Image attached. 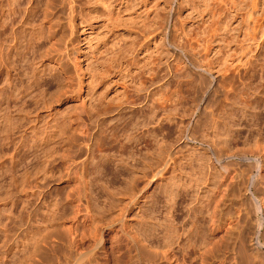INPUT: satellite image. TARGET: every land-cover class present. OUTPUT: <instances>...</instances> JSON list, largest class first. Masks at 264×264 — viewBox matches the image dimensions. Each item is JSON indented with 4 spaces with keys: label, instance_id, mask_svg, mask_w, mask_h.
I'll return each instance as SVG.
<instances>
[{
    "label": "rangeland",
    "instance_id": "rangeland-1",
    "mask_svg": "<svg viewBox=\"0 0 264 264\" xmlns=\"http://www.w3.org/2000/svg\"><path fill=\"white\" fill-rule=\"evenodd\" d=\"M2 1L1 22L9 14ZM17 1L11 7L21 8L20 20L9 30L17 34L27 26L30 42L24 33L18 38L19 56L16 48L10 53V63L18 64L8 77L0 75V89L8 85L18 105L25 89L28 143L26 151L19 138L12 146L4 140V113H12V122L19 115L18 105L9 112L1 101L0 264H178L163 257L165 243L179 259L185 256L184 264L264 259V210L254 207L264 203V165H258L264 155V0H74L72 28L66 0H58L55 32L51 0H20V7ZM33 26L46 36L43 46L29 40ZM7 30L0 36L4 51L16 43ZM38 49L59 63L38 59ZM27 58L36 59L34 75L23 68ZM198 114L206 119L198 140H189ZM80 127L88 128V138ZM115 131L123 134L124 149L113 141ZM105 139L110 148L100 145ZM213 151L229 153L228 159L222 153L228 165L214 161ZM142 161L160 167L151 165V175ZM136 165L147 166L148 178ZM21 167L28 172L22 194L16 185ZM214 197L219 219L211 226ZM23 206L27 216L18 221Z\"/></svg>",
    "mask_w": 264,
    "mask_h": 264
},
{
    "label": "bare ground",
    "instance_id": "bare-ground-1",
    "mask_svg": "<svg viewBox=\"0 0 264 264\" xmlns=\"http://www.w3.org/2000/svg\"><path fill=\"white\" fill-rule=\"evenodd\" d=\"M3 1H4V0H3ZM3 1H2V2H3ZM14 1H15V0H11V1H10V0H6V2H7V3H6V6H9V8H7V11H8V9H9V12H8L9 14H8V15H4V17H5L4 20L2 19V22L0 21V22H1V23H0V28H2L1 31H0V36H2V37H5V36H3V35L6 34V33L4 34V32H6L7 28H8L7 31H10L9 28H14L15 24L17 23V21L20 20L17 16H19L18 13H19V11L21 10V8H20V10H19L18 8L15 9V7H17V3H16V6L14 5V9L11 7V6H12L11 4H14V3H15ZM19 1H20V0H19ZM19 1H17V2H19ZM57 1H58V0H51V3H53L54 5L51 6V5H50L51 3H50V4H49L50 6H48V7H49L48 11H49V16H50V22H51V24L53 25L54 32L56 31V27H57V25H58V9H57V7L55 6L56 3H57ZM20 3H21V2H19V4H18L19 6H18V7H20V5L22 4V3H21V4H20ZM7 4H8V5H7ZM0 5H2V4H0ZM66 5H67L66 22H67V25H68L69 27L72 28V27H73V24H72V18H73V11H74V0H66ZM3 7H4V6H3ZM3 7H2V8H3ZM0 8H1V7H0ZM17 9H18V10H17ZM23 10H24V9H23ZM0 12H1V11H0ZM27 13H28V12H27ZM17 14H18V15H17ZM26 18H29V17L26 16ZM18 19H19V20H18ZM24 20H25V19H24ZM25 21H26V20H25ZM25 21H23V22H25ZM20 23H21V22H20ZM21 26H22V28H23L24 24L21 25ZM59 26H60V23H59ZM18 27H20V26H18ZM26 27H27V26H26ZM26 27H24L23 29L19 28V29H21V31L19 30L20 32L17 33V34L15 33V30H14V32H11V31H10V32H11V33H10V34H11V37H10V38L13 39V37H14V38L16 39V43H15L13 46H11V45L9 46V45H8V48H6L7 46L5 45L6 47L4 46V47H5L4 49H5L6 52H5V51L3 50V48H2V46H3L2 44L6 43V42H4L5 40H4V41L2 40V41L4 42V43H2V41L0 40V75H1L3 72H5V73H4L5 76H6V73H7V77H8L9 73L11 72V70H12V68H13V65H14V64H18L17 61H15V60H13V61L10 63V61L12 60V59H10V53H11V50H12V49H15V48H16V53H15V54H17L16 56H19L18 54H19V52H20V50H21L19 47H20L21 44L18 43V42H19V41H18V38L21 37V36H23V35H22L23 33H24V35H25V36H23V37L26 38V35H27V34H26V30H27ZM32 29H33V31L31 32V35H32V36L30 35L29 40H30V38L34 37V38H32L31 42H32V41H34V42L37 41L38 43H41V44H40V46H41L42 44L45 43V41H46V40H45L46 36L43 34V32H42L41 29H39V30H35V29H36V26H35V27L33 26ZM11 30H12V29H11ZM17 32H18V31H17ZM8 33H9V32H8ZM7 36H8V35H7ZM7 36H6V37H7ZM12 36H13V37H12ZM2 37H1V38H2ZM10 38H9V39H10ZM2 39H5V38H2ZM9 39H8L7 41L10 42L11 39H10V40H9ZM19 39L22 40L23 38H22V39L19 38ZM26 40H27V38H26ZM12 41H13V40H12ZM24 41H25V40H24ZM24 41H23V42H24ZM27 41H28V40H27ZM28 42H30V41H28ZM68 42H69V39H68L67 43L65 44L66 50L70 49V47H69L70 43H68ZM38 43H37V45H38ZM24 44H25V43H24ZM27 44H28V43H27ZM35 45H36V43L34 44V46H35ZM42 46H43V45H42ZM32 47H33V45H32ZM25 48H27V47H25ZM19 49H20V50H19ZM22 49H23V48H22ZM2 50L5 52L4 54H3V51H2ZM34 50H35V49H34ZM38 50H39V49H38ZM38 50H36V51H38ZM40 50H41V49H40ZM40 50H39L38 54L42 51V50H41V51H40ZM12 51H13V50H12ZM22 51H24V49H23ZM34 53H35V52H34ZM34 53H33V54H34ZM67 53H69V51H68ZM11 54H12V53H11ZM21 54H22V52H21ZM21 54H20V55H21ZM35 54H36V53H35ZM4 55H6V56H4ZM39 55H40V54H39ZM39 55H38V56H39ZM38 56H37V57H38ZM21 57H22V56H21ZM43 57H44V58H45V57L50 58V60H51L54 64H58V63H59V60H60V58H59L58 56H54V55H52V56H47V53H46V52L44 53V52L42 51V53H41V55H40V57H39L38 59L41 60ZM12 58H13V57H12ZM17 58H18V57H17ZM23 59H24V57H23ZM27 59H29V58H27ZM27 59H26L25 65H23V68H24V66H25V68H26V66H27V68H29V67L31 68V66H32V65L35 63V61H36L35 58H34L35 61H34V60L32 61V60H30V59L27 60ZM19 60L21 61L22 59L19 58ZM13 62H16V63H13ZM21 62H22V61H21ZM23 62H24V61H23ZM11 64H13V65H11ZM54 64H53V65H54ZM16 66H17V65H16ZM18 67H19V66H18ZM15 68H16V67H15ZM25 68H24V69H25ZM30 68H29V69H30ZM20 69H21V68H20ZM24 69H22V70H24ZM31 69H33L32 72H33V75H34V74H35L34 71H35L36 68L33 67V68H31ZM53 69L55 70V68H53ZM26 71H27V69H26ZM29 71H30V70H29ZM38 71H39V70H38ZM38 71H37V72H38ZM23 73H24V72H23ZM25 73L27 74V72H25ZM199 74H200V73H199ZM27 75H28V74H27ZM36 75H37V74H36ZM200 75H201V74H200ZM10 76H11V75H10ZM28 76H29V75H28ZM31 76H32V75H31ZM7 77H6V78H7ZM34 77H35V76H34ZM40 77H42V75H41ZM40 77L38 76V78H40ZM6 78H4V79H6ZM9 78H10V77H9ZM36 78H37V77H36ZM200 78H201V77H200ZM202 78H203V77H202ZM204 78H205V77H204ZM10 79H11V78H10ZM205 79H206V78H205ZM9 81H10V80L6 79V81H3V82H5V83L7 82V83H8ZM200 81H202V79H201ZM227 81H228V80H227ZM10 82H11V81H10ZM36 82H37V81H36ZM1 83H2V82H1ZM205 83H206V82H205ZM218 84H219V82H218ZM3 85H4V84H3ZM5 85H6V84H5ZM10 85H12V84L10 83ZM7 86H8V85H7ZM7 86H5L6 88H1V89H0V97L2 98V99H0V102L2 101L4 104H6L5 109H6L7 111L10 112V111H11L10 109H11L12 107L14 108L15 105H18V104L15 102L16 100L14 101L15 98L12 99V96H13L12 91L9 90V88H8ZM207 86H208V84H207ZM0 87H2V86H0ZM14 87H15V86H14ZM220 87H221V86H220ZM21 88H24V87H21V86H20L19 89H21ZM221 88H222V87H221ZM19 89H18V90H19ZM215 89H216V88H215ZM18 90H17V91H18ZM24 90H25V89H24ZM24 90L22 89V90H20V94L18 93V94H19L18 96H20V97H19V98H20L19 100H20L21 103L18 105V108L15 107V112H18L17 114L19 115L18 118L16 119V121L12 122V120H13V119H11L12 117H11V118L9 117L12 113H11L10 115H9V114L7 115V113H4V114L6 115V116L4 117V118H5V123H6V125H5V129H4L3 131H5L6 133H5V136H4V133H3V137H4V140H6V143L9 144L10 146H12V144L15 143V140H18L19 143H20L19 146L21 147V149L26 150V148L24 147V145H25V143L27 142V141H25V140H26V134H27V125H28V123H27V122H28V121H27V120H28V114H27V113H29V111H28L29 109L26 110V107H27V106H26V101L23 100V99H22V101H21V98L25 97V96H24V94H25V93H24V92H25ZM214 91H215V90H214ZM217 91H218V90H217ZM41 92H42V91H41ZM38 93H39V92H38ZM39 94H40V93H39ZM37 95H38V94H37ZM164 95H165V94H164ZM21 96H22V97H21ZM161 96H162V95H161ZM131 97H133V96H131ZM16 98H17V97H16ZM162 98H163V96H162ZM134 99H135V98H134ZM131 100H132V99H131ZM131 100H130V101H131ZM167 100H168V97L165 96L164 104L167 103ZM17 102H18V101H17ZM131 102H132V101H131ZM134 102H135V101L133 100V103H134ZM3 103H2V104H3ZM11 103H13V104H11ZM129 103H130V102H129ZM198 103H199V102H198ZM4 104H3V105H4ZM35 104H37V103H35ZM120 104H122V103H120ZM120 104H119V106H121ZM206 104H207V103H206ZM27 105H28V104H27ZM161 105H162V103L160 102V107H161ZM166 105H167V107H168V104H166ZM196 105L198 106L197 109H199V110L202 109V107H201V106L203 105L202 102H200L199 104H196ZM28 106H29V105H28ZM203 106H204V105H203ZM163 107H164V106H163ZM163 107H162V108H163ZM195 107H196V106H195ZM195 107H194V108H195ZM13 108H12V109H13ZM16 108H17V109H16ZM27 108H28V107H27ZM32 108H34V106H33ZM109 108H110V107H109ZM165 108H166V106L163 108V110H164ZM207 108H208V107H207ZM207 108L204 107V110L207 109ZM209 108H210V107H209ZM3 109H4V108H3ZM17 110H18V111H17ZM30 110H31V109H30ZM105 110H106V111L108 110V106H107V109L105 108ZM109 110H110V109H109ZM165 110H166V109H165ZM202 110H203V109H202ZM202 110H201V111H202ZM0 111H1V109H0ZM3 111H4V110H3ZM106 111H105V113H106ZM201 111H200V112H201ZM107 112H108V111H107ZM198 113H199V112H198ZM203 113H204V112H201L200 114H203ZM206 113H208V112L206 111L204 114H206ZM211 113H212V112H211ZM200 114H198V115L193 119L192 125H191L190 128H188V130H187V135H186V137L189 138V140L197 139V136H196L197 133H196V132L198 131V128H199V126H200V123L203 121V120H202V117L204 116V115L200 116ZM212 114H213V113H212ZM167 115H168V114H167ZM167 115H166V116H167ZM11 116H12V115H11ZM208 116H210V114H209ZM208 116H207V118H208ZM211 117H212V116H211ZM168 118H169V117H168ZM204 118L206 119V116H204ZM204 118H203V119H204ZM205 119H204V120H205ZM209 120H210V119H209ZM203 123H204V122H203ZM185 124H186V123H185ZM210 124H211V123H210ZM201 125H202V124H201ZM135 127H136V126H135ZM202 129H203V128H202ZM122 131H123V129H122ZM182 131H185V130L183 129ZM79 132H80V134L82 135L83 139L88 138L89 135H90L89 130H88V128H86V127H80ZM123 132H124V131H123ZM175 132H176V131H175ZM181 133H183V132H181ZM200 133H201V132H200ZM121 134H122V133H121ZM121 134H119L117 131L113 132V134H112V137H114V138H113V141L116 142V143H118V145L120 146L119 148H121V147L123 148L122 143L120 144V142H121V140H122V139H120V137L123 136V134H122V136H121ZM172 134H173V133H172ZM179 136H180V138H181V137H182V134L179 135ZM179 136H177V138H179ZM16 137L19 138V139H15ZM143 137H144V136H142V138H143ZM198 137H199V136H198ZM139 138H140V137H139ZM0 139H1V138H0ZM14 139H15V140H14ZM132 139H136V138L133 137ZM2 140H3V139H2ZM2 140H1V141H2ZM4 140H3V141H4ZM27 140H28V139H27ZM139 140H140V139H139ZM141 140H144V138L141 139ZM146 140L148 141V139H146ZM153 140H154V139H153ZM173 140H174V139H173ZM184 140H185L184 143H187V142H186V139H184ZM197 140H198V139H197ZM197 140H196V141H197ZM39 141H40V140H39ZM82 141H83V140H82ZM84 141H85V140H84ZM147 141H146V142L143 141V142L147 143ZM178 141H179V140H178ZM194 141H195V140H194ZM194 141H193V142H194ZM41 142H42V141H41ZM41 142H40V143H41ZM101 142H103V141L101 140ZM137 142H138V139H137ZM137 142L134 143V144L137 145ZM139 142H140V141H139ZM139 142H138V144H139ZM151 142H152V141H151ZM151 142L148 141V144H146V145H149V143L151 144ZM162 142H163V141H162ZM167 142H168V141L166 140V143H167ZM179 142H180V141H179ZM4 143H5V141H4ZM4 143H3V144H4ZM6 143H5V144H6ZM27 143H28V142H27ZM85 143H86V141H85ZM85 143L83 142V144L86 145V147H87V145H89V144H87V143L85 144ZM140 143H141V142H140ZM166 143H165V144H166ZM168 143H169V142H168ZM170 143H171V142H170ZM172 143H173V141H172ZM1 144H2V143H1ZM5 144H4V145H5ZM15 144H17V143H15ZM96 144H98V143H96ZM143 144H144V143H141V144H140L141 148L143 147V146H142ZM173 144H174V143H173ZM180 144H181V143H180ZM100 145H101L103 148L105 147L104 149H106V148H110L109 146H111L110 143L106 141V139H105V144H104V143H103V144L100 143ZM100 145L98 144V146H100ZM151 145H152V144H151ZM151 145H150V146H151ZM167 145L170 147V145H172V144H167ZM167 145H166V146H167ZM6 146H8V145H6ZM10 146H9V147H10ZM19 146H18V147H19ZM25 146H26V145H25ZM95 146H96V145H95ZM144 146H145V145H144ZM150 146H148V147L150 148ZM184 146H185V145H184ZM26 147H27V146H26ZM151 147H152V146H151ZM154 147H155V146H154ZM177 147H178V146H177ZM263 147H264V146H263ZM4 148H5V147H4ZM97 148H98V147H96V149H97ZM99 148H100V147H99ZM103 148H101V150H98V151H102ZM146 148H147V147H146ZM167 148H168V147H167ZM208 148H209V147H208ZM17 149H18V148H17ZM86 149H87V148H86ZM123 149H124V148H123ZM212 149H213V148H212ZM6 150H7V149H6ZM24 150H23V151H24ZM149 150H150V149H149ZM153 150H154V149H153ZM153 150H151L152 153L154 152ZM166 150H168V149H166ZM169 150H171V148H170ZM177 150H178V149H177ZM216 150H217V149H216ZM216 150L214 149V151H216ZM220 150H221V149H220ZM23 151H22V152H23ZM26 151H27V150H26ZM119 151H120V150H119ZM214 151H213L214 154H212L213 157H215V160H214V161H217V162L220 163V164H222V163L225 164V163H226V162H223V160H224V156H223V154H226V155L228 154V157H226V158H227V159L230 158V156H229L230 154H229V153H224V152H223L224 150L221 151L223 154L220 153V152L215 153ZM217 151H218V150H217ZM18 152H19V151H18ZM121 152H122V151H121ZM148 152H149V151H148ZM148 152H147V153H148ZM158 152H159V154L161 153L160 150H159ZM158 152H157V153H158ZM165 152H166V151H165ZM167 152H168V151H167ZM174 152H175V151H174ZM232 152H233V151H232ZM241 152H242V151H241ZM149 153H150V152H149ZM149 153H148V154H149ZM152 153H150V154H152ZM171 153H172V152H171ZM211 153H212V152H211ZM238 153H239V152H238ZM0 154H1V153H0ZM3 154H4V153H3ZM121 154H122V153H121ZM159 154H157V155H159ZM236 154H237V153H236ZM240 154H241V153H240ZM4 155H5V154H4ZM22 155H23V154H22ZM133 155H134V154H133ZM145 155H146V154H145ZM152 155H153V154H152ZM152 155H151V156H152ZM160 155H161V156H162V155H163V156L165 155L164 157L167 156L165 153H164V154L161 153ZM160 155H159V156H160ZM238 155H239V154H238ZM245 155H246V154H245ZM130 156H131V155H130ZM146 156H148V155H146ZM146 156H144V157H142V158L145 160V159L147 158ZM231 156L233 157V155H231ZM0 157H1V156H0ZM131 157H132V156H131ZM131 157H130V158H131ZM135 157H136V156H135ZM148 157H149V156H148ZM153 157H154V156H153ZM153 157H152V158H153ZM157 157H158V156H157ZM164 157H159V160H160V158L163 159ZM168 157H169V156H168ZM170 157H171V154H170ZM238 157H240V155H239ZM238 157H237V158H238ZM242 157H244L243 154H242ZM252 157H254V156H252ZM20 158H22V157L20 156ZM133 158H134V156H133ZM233 158H236V157H233ZM245 158H246V156H245ZM245 158H243V159H245ZM255 158H257V156H256ZM23 159H24V157H23ZM135 159H136V158H135ZM162 159H161V161H160L161 163H162ZM173 159H174V156H173ZM240 159H241V158H240ZM247 159H248V158H247ZM250 159H251V158H250ZM258 159H259V158H258ZM19 160H20V159H19ZM148 160H150V161L153 162V160H151L150 157H149ZM167 160H168V159H167ZM248 160H249V159H248ZM146 161H147V160H146ZM173 161L175 162V160H173ZM229 161H230V160H229ZM229 161H228V162H229ZM233 161H234V160H233ZM235 161H236V160H235ZM21 162L24 163V161H23L22 159H21ZM21 162H20V163H21ZM142 162H143V164H144V163H145V164H146V163H149V162H145V161H142ZM160 162H158V163H160ZM217 162H216V163H217ZM248 162H251V161H248ZM252 162H254V161H252ZM233 163H235V162H231V163H229V164H233ZM224 164H222V165H224ZM226 164L228 165V163H226ZM226 164H225V165H226ZM248 164H249V163H248ZM253 164H254V163H253ZM253 164H251V169H252V166H254ZM140 165L142 166V163H141ZM149 165H150V163H149ZM151 165L154 166V163L151 164ZM151 165H150V168H149V166H148V164H147V166H148V168H149V173H150V171H151V175H152V174H153V173H152L153 170H152L151 168H152L153 166L151 167ZM157 165H158V164H157ZM160 165H163V164H160ZM167 165H168V164H167ZM222 165H221V166H222ZM233 165H234V164H233ZM249 165H250V164H249ZM255 165L257 166L256 163H255ZM258 165H260V166H259L260 169L263 167V165H264V155H262V157H261V161H260V163L258 162ZM8 166H9V165H8ZM24 166H25V165H24ZM129 166H130V165H129ZM137 166H138V165H136V167H137ZM141 166H138V167H140V168H139L140 170L142 169ZM143 166H144L145 170L148 169L147 166H145V165H143ZM165 166H166V165H165ZM229 166H230V165H229ZM9 167H11V166H9ZM9 167H7V168H9ZM18 167H20V166H18ZM22 167H23V166H22ZM22 167H21V170L18 168V169H19V173H21V171L23 170ZM127 167H128V166H127ZM130 167H131V166H130ZM130 167H129V170H130ZM155 167H156V166H154V168H155ZM157 167L159 168L160 166L158 165ZM157 167H156V168H157ZM166 167H167V166H166ZM225 167H226V166H225ZM225 167H224V168H225ZM227 167H228V166H227ZM227 167H226V168H227ZM11 168H12V167H11ZM11 168H10V170H11ZM79 168L81 169L82 166H79ZM132 168H135V167H133V165H132ZM156 168H155V169H156ZM221 168H222V167H221ZM4 169H5V167H4ZM26 169H27V168H26ZM77 169H78V168H77ZM82 169H83V168H82ZM82 169H81V171H83ZM135 169H136V168H135ZM139 169H138V171H139ZM150 169H151V170H150ZM165 169H166V168H165ZM229 169H230V168H229ZM229 169H228V170H229ZM8 170H9V169H8ZM132 170H134V169H132ZM136 170H137V169H136ZM142 170H143V169H142ZM142 170H141V172H144V175H145V173H146L145 170H144V171H142ZM156 170H157V169H156ZM228 170H227V171H228ZM255 170H257V169H255ZM2 171H3V170H2ZM25 171H26V170H24V172H25ZM81 171H79V172L81 173ZM146 171H147V170H146ZM163 171H164V169H163ZM163 171H162V172H163ZM12 172H13V171H12ZM24 172L22 171V173L20 174L21 176H19V177H21V178H20V181H21V182L18 181V182H20V184H19V183L16 184V185H19V188H20L19 191H20V192H19V191H18V192L21 193V194L24 193V191H25V185H27V184H26V183H27V182H26L27 179L25 180V174H26V173H24ZM26 172H27V171H26ZM77 172H78V171H77ZM131 172H132V171H131ZM147 172H148V171H147ZM153 172H155V170H154ZM251 172H252V171H251ZM259 172H260V171H259ZM259 172H258V173H259ZM5 173H7V172L5 171ZM16 173H17V172H16ZM27 173H28V172H27ZM133 173H134V171H133ZM149 173H148V174H149ZM229 173H230V172H229ZM9 174H10V173H9ZM11 174H12V173H11ZM11 174H10V175H11ZM134 174H135V173H134ZM142 174H143V173H142ZM146 174H147V173H146ZM160 174H161V173H160ZM160 174H159V175H160ZM13 175H14V174H13ZM18 175H19V174H18ZM27 175H28V174H26V177H27ZM80 175H81V177H83L82 174H80ZM149 175H150V174H149ZM149 175H148V176H149ZM240 175H241V174H240ZM254 175H255V174H254ZM257 175H258V174H257ZM259 175H260V174H259ZM259 175H258V176H259ZM261 176H262V175H261ZM9 177H10V176H9ZM145 177L148 178L146 175H145ZM145 177H144V178H145ZM149 177H150V176H149ZM151 177H152V176H151ZM229 177H230V176H229ZM244 177H245V176H244ZM252 177H253V176H251V179H252ZM4 178H5V176H4ZM134 178H135V177H134ZM134 178L132 179V181L130 180V181H131V184H130L131 186H132V183L135 182V181H133V180H135ZM139 178H140V177H139ZM142 178H143V177H142ZM9 179H10V178H9ZM13 179H14V178H13ZM235 179H236V178H235ZM257 179H258V177H257ZM257 179H256V180H257ZM10 180H11V179H10ZM136 180H137V179H136ZM240 181H242V180H240ZM245 181H246V180L244 179V182H245ZM249 181H250V180H248V182H249ZM147 182H148V181H147ZM250 182H251V181H250ZM257 182H258V180H257ZM234 183H235V181H234ZM246 183H247V182H246ZM255 183H256V181H255ZM255 183H254V185H255ZM247 184H248V183H247ZM247 184H246V185H247ZM250 184H252V186H253V183H250ZM250 184H248V185H250ZM128 185H129V184H128ZM130 185H129V186H130ZM146 185H147V184H146ZM146 185H145V186H146ZM173 185H174V183H173ZM244 185H245V184H244ZM248 185H247V186H248ZM12 186H13V185H12ZM12 186H11V187H12ZM129 186H128V187H129ZM131 186H130L131 189H132V188H133V189H134V188H138V185H137L136 187H131ZM133 186H135V183H133ZM241 186H242V185H241ZM7 187H8V186H7ZM176 187H177V186H176ZM178 187H179V185H178ZM233 187H234V186H233ZM248 187H249V186H248ZM248 187H247V188H248ZM13 188H14V187H13ZM191 188H192V187H191ZM239 189H240V188H239ZM245 189H246V188H245ZM245 189H244V190H245ZM10 190H11V189H10ZM128 190H129V189H128ZM134 190H135V189H134ZM136 190H137V189H136ZM141 190H142V189H141ZM193 190H194V189H193ZM219 190H220V189H219ZM233 190H235V189H233ZM248 190H249V189H248ZM138 191H140L139 188H138ZM225 191H226V190H225ZM239 191H240V190H239ZM25 192H26V191H25ZM136 192H137V191H136ZM136 192H135V193H136ZM223 192H224V190H223ZM235 192H236V191H235ZM243 192H244V191H243ZM129 193H131V192H129ZM173 193H174V192H173ZM184 193H185V192H184ZM233 193H234V192H233ZM11 194H12V192H11ZM132 194L134 195L133 192H132ZM138 194H139V193H138ZM140 194H141V193H140ZM169 194H170V193H169ZM171 194H172V193H171ZM185 194H187V193H185ZM240 194H241V193H240ZM12 195H13V194H12ZM189 195H190V193H189ZM134 196H136V194H135ZM170 196H171V195H170ZM198 196H199V194H198ZM131 197H132V196H131ZM171 197H172V196H171ZM176 197H177V196H176ZM229 197H230V196H229ZM234 197H236V196H234ZM10 198H11V197H10ZM23 198H24V197H23ZM133 198H135V197H133ZM171 199H172V198H171ZM132 200H133V199H132ZM132 200H131V201H132ZM136 200H137V199H136ZM136 200H135V201H136ZM229 200H230V199H229ZM253 200H254V198H253ZM19 201H20V199H19ZM22 201H23V199L21 200V204L24 203V202L22 203ZM133 201H134V200H133ZM210 201H212V202L210 203V210H211V207H212V211L210 212V214H211L210 217H211V220H212V221H210V222H211V226H214V225L216 224V220L219 219V218L216 219V217H217V216H216V214H217L216 212L219 211V210H218V211L216 210V207H217V204H218V203H217L215 197H214L212 200H210ZM263 201H264V200H263ZM254 202H255V201H254ZM25 203H26V202H25ZM25 203H24V204H25ZM229 203H230V202H229ZM253 204H254V203H253ZM256 204H257V205H256ZM229 205H230V204H229ZM254 205H255V206H254ZM254 205H253V206L256 208L255 211H257V209H258V210H261V211L264 210V203H262L261 201L258 202V203H255ZM203 206H204V205H203ZM21 207H22V206H21ZM24 207H25V206H23V208H20V211H21V210H22V211H21V214L19 213L20 216H18V219H17L18 221H25V219H26V216H27V215H26V212L24 213V209H25L26 207H25V208H24ZM205 207H206V206H205ZM207 207H209V206L207 205ZM26 209H27V208H26ZM205 209H206V208H205ZM253 209H254V208H253ZM26 211H27V210H26ZM207 211H208V210H207ZM258 212H259V211H258ZM218 213H219V212H218ZM254 213H255V212H254ZM262 213L264 214V212H262ZM207 214H208V212H207ZM255 214H256V213H255ZM7 215H8V214H7ZM218 215H219V214H218ZM261 216H263V215H261ZM10 217H11V215H10ZM16 217H17V216H16ZM8 219H10V218L8 217ZM262 219H263V218H262ZM10 220H11V219H10ZM254 220H255V219H254ZM208 221H209V220H208ZM217 221H218V220H217ZM220 221H221V220H220ZM257 221H258V220H257ZM257 224H258V223H257ZM259 224H260V223H259ZM259 224H258V225H259ZM4 226H6V228H7V224L4 225ZM211 228H212V227H211ZM4 236H5L6 239H5L4 242H3V247H4V250H5V253L7 254V253H8L7 250L9 249V243H8V242H9V239H8V236H9V235H8V234H4ZM164 237H167V233H164V235L162 236V238H164ZM229 238H230V237H229ZM205 240H206V239H205ZM228 240H229V239H228ZM242 241H243V240H242ZM244 242H246V241H244ZM247 243H248V242H246L245 245H247ZM229 244H230V243H229ZM249 244H250V243H249ZM249 244H248V245H249ZM68 245H69V244H68ZM226 246H227V245H226ZM242 246H243V245H242ZM242 246H241V247H242ZM247 248H248V247H247ZM255 248H256V247H255ZM253 249H254V248H253ZM185 250H186V249H184V251H185ZM257 250H259V249H257ZM255 251H256V249H255ZM255 251H254V252H255ZM160 252L162 253L163 257H164L166 260H168V261H172V260H174V262L176 261L175 263H178V264H184L185 256H183V258L179 259L178 256H176V254L174 253V251L171 250V248H170V246H169V243H165V244H163V248L160 250ZM185 253L188 254V251L186 250ZM249 254H250V253H249ZM241 255H242V254H241ZM249 256H250V255H249ZM249 256L246 257V255H245V257H246V259H245V264H264V259H263V258H262V260H263V261H262V260H258V259H256V258H250ZM256 256H257V255H256ZM256 256H255V257H256ZM260 256H261V255H260ZM262 256H263V255H262ZM258 257H259V256H257V258H258ZM263 257H264V256H263ZM242 258L244 259V257H242ZM259 258H260V257H259ZM243 259H242V261H243ZM260 259H261V258H260ZM181 260H182L183 262H182ZM48 264H52V261H50ZM88 264H90V263H88ZM242 264H244V263L242 262Z\"/></svg>",
    "mask_w": 264,
    "mask_h": 264
}]
</instances>
